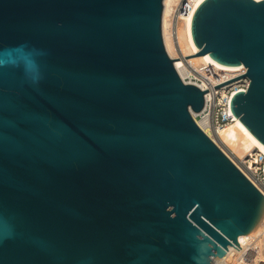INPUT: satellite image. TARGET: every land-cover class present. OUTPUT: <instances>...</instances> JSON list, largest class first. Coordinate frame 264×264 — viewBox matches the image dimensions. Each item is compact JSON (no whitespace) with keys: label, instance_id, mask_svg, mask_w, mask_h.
Masks as SVG:
<instances>
[{"label":"water","instance_id":"1","mask_svg":"<svg viewBox=\"0 0 264 264\" xmlns=\"http://www.w3.org/2000/svg\"><path fill=\"white\" fill-rule=\"evenodd\" d=\"M163 0H0V264H229L264 197L197 126L173 60L246 67L264 146V0H202L171 59Z\"/></svg>","mask_w":264,"mask_h":264},{"label":"built area","instance_id":"2","mask_svg":"<svg viewBox=\"0 0 264 264\" xmlns=\"http://www.w3.org/2000/svg\"><path fill=\"white\" fill-rule=\"evenodd\" d=\"M197 6L196 0L169 1L165 33L174 47L175 55L173 58L169 56L171 59L185 56L180 30L188 23L191 27L192 15ZM161 33L163 38L162 21ZM177 62L185 68L182 74L175 67L182 82L192 84L204 92L202 109L196 113L191 112L195 123L264 197V152L252 149L239 157L222 135L227 126L235 122L229 109L231 95L237 90L246 91L249 86L247 68L222 70L203 62L193 64L186 58L177 59ZM262 232L264 234V230ZM248 250L250 246L243 250L242 255L248 253Z\"/></svg>","mask_w":264,"mask_h":264},{"label":"bare ground","instance_id":"3","mask_svg":"<svg viewBox=\"0 0 264 264\" xmlns=\"http://www.w3.org/2000/svg\"><path fill=\"white\" fill-rule=\"evenodd\" d=\"M169 1L170 0H163V11H162L163 43L168 55L173 58L175 55L174 47L165 33L166 16L168 12ZM201 1L202 0H196V5H198ZM180 33H181L182 47L185 52V56L196 54L198 52V48L196 47L192 39L190 23H188L186 27H182ZM186 59H188L189 62L193 64L201 63V62L207 63L204 59L203 54L192 57H186ZM173 62H175L174 67H176L178 71L183 74V72H185V68L184 67L182 68L181 64L177 62V60H173ZM222 135L224 139L228 141L233 151L235 153L236 152L239 153V154L236 153L239 157H243L247 152H249L252 149H258L259 151L264 152V146L247 130V128L238 120L237 117L235 118V122L233 124L227 126V128L223 131ZM263 226H264V213L254 233L246 242L245 244L246 246L244 245L245 246L244 249L250 246L251 243L259 235L263 233L262 232L264 230ZM244 249L240 250L229 264H235L241 258L242 259L251 258L250 257L251 255L246 252L242 255ZM262 250H263L262 245H259L256 249V254H259V256L256 257H260V256L262 257L263 255Z\"/></svg>","mask_w":264,"mask_h":264},{"label":"rangeland","instance_id":"4","mask_svg":"<svg viewBox=\"0 0 264 264\" xmlns=\"http://www.w3.org/2000/svg\"><path fill=\"white\" fill-rule=\"evenodd\" d=\"M238 153V152H236ZM239 154V153H238ZM264 227V226H263ZM264 229V228H263ZM259 245H262L263 255L262 257L259 254H256V249ZM248 254H250L251 258H241L235 264H264V235H259L250 245V251L248 250Z\"/></svg>","mask_w":264,"mask_h":264}]
</instances>
